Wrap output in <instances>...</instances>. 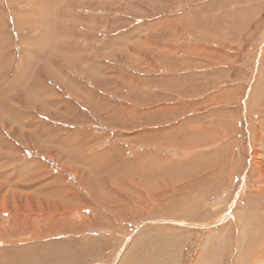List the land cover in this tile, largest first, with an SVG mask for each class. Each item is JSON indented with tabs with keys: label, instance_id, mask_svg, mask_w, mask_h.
<instances>
[{
	"label": "rangeland",
	"instance_id": "374dc122",
	"mask_svg": "<svg viewBox=\"0 0 264 264\" xmlns=\"http://www.w3.org/2000/svg\"><path fill=\"white\" fill-rule=\"evenodd\" d=\"M0 164V264H264V0H0Z\"/></svg>",
	"mask_w": 264,
	"mask_h": 264
},
{
	"label": "crops",
	"instance_id": "0c3cea01",
	"mask_svg": "<svg viewBox=\"0 0 264 264\" xmlns=\"http://www.w3.org/2000/svg\"><path fill=\"white\" fill-rule=\"evenodd\" d=\"M24 22L26 21V20H23ZM47 38V35H46V37L45 38H43V39H46ZM42 39V40H43ZM217 142H221V143H226V142H228V139H227V137H224L223 139H219L218 141H215V143H217ZM217 145H218V143H217ZM180 151H186V149L185 148H183V147H181V149H180ZM217 152V151H216ZM147 153V152H146ZM215 153V152H214ZM218 153V152H217ZM147 156H150V155H152V156H155V158L157 159H155L156 161H155V163L157 162V164H156V168H158L159 166H160V158L163 160V162L165 163V165H166V167H168L169 165H170V162H172V164L174 165V163L176 164V165H178V164H180V162L181 161H178V162H174V160H173V158L172 157H170V156H168V159H164V157L162 156V154L161 155H158V154H146ZM227 155V157L226 156H224L223 157V155H221V153H220V155H216V154H213V160H215L216 162H214L213 163V165L216 167V168H222L223 169V171H225L228 175H229V169H226L225 167H227V166H229L230 165V162H229V164H227L226 165V163H225V160H228V156L229 157H231V162H232V160H233V155H234V153H227L226 154ZM229 161V160H228ZM0 166H2V164H0ZM153 167H155V165L154 166H152V167H149V169L148 170H151ZM172 167H168V170H172V174L174 173V171H173V168L171 169ZM177 168V167H176ZM178 169V168H177ZM155 173V174H154ZM154 173H152L153 175H157L156 177H157V183H154L155 184V189H157V190H160L161 192H166L165 190H163L164 189V185H165V183H167L168 181H169V183H170V185H171V182H170V176L169 175H166V174H170L169 172H164V171H162V170H160V171H155ZM186 173V172H185ZM184 173V171L182 170V171H179V176L181 175V176H183V179H182V182H180V183H182V185H184V184H186V183H188L189 182V180H188V175L187 174H185ZM162 175V176H164L165 178L164 179H162V180H160V178H162L161 176H158V175ZM166 175V176H165ZM174 175V174H173ZM225 180H226V175H225V177H224V182H225ZM164 184V185H163ZM181 185V186H182ZM203 189H211V188H208V187H205V188H203ZM215 189V188H214ZM182 190V192H186L187 191V188H182L181 189ZM213 192V191H212ZM1 263V262H0Z\"/></svg>",
	"mask_w": 264,
	"mask_h": 264
},
{
	"label": "bare ground",
	"instance_id": "6f19581e",
	"mask_svg": "<svg viewBox=\"0 0 264 264\" xmlns=\"http://www.w3.org/2000/svg\"><path fill=\"white\" fill-rule=\"evenodd\" d=\"M43 3V2H42ZM46 6V5H45ZM48 6V5H47ZM53 8V7H52ZM20 16V15H19ZM261 171V170H260ZM27 178H28V176H27ZM99 191V190H98ZM54 216V215H53ZM58 232V231H57ZM59 233V232H58ZM40 240V239H39ZM175 240V239H174ZM159 251V250H158ZM16 261V260H15ZM15 264H17V263H15Z\"/></svg>",
	"mask_w": 264,
	"mask_h": 264
}]
</instances>
